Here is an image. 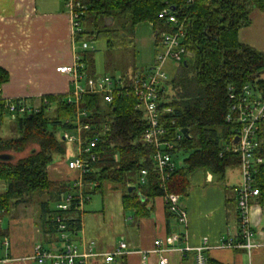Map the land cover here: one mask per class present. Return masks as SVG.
Listing matches in <instances>:
<instances>
[{
  "label": "trees",
  "instance_id": "trees-1",
  "mask_svg": "<svg viewBox=\"0 0 264 264\" xmlns=\"http://www.w3.org/2000/svg\"><path fill=\"white\" fill-rule=\"evenodd\" d=\"M86 11L80 18L81 30L75 34L76 44L90 38L106 39L112 49L114 42L133 36L135 27L143 22L152 26L153 38L159 40L162 33L172 32L169 25L157 16L161 10H173L176 17H186V32L182 46L190 56L175 69V74L160 92L163 108L170 113L161 118L170 141H175L173 155H184L166 181V190L184 197L189 189L191 173L206 171L219 181L228 169L238 167L236 155L225 151L234 136V125L227 122L231 101L228 89L238 93L249 86L264 96V52H259L241 42L237 33L251 23L254 10L264 11V0H82ZM110 21L109 25H106ZM133 43L131 40L128 44ZM90 51L79 52L86 75L93 76V58ZM136 68L124 77L135 76ZM8 82V73L0 67V86ZM37 101V102H36ZM31 101L38 111L14 121L15 132L6 138L0 137V155L25 156L11 162L0 161V183L5 189L0 193V214L12 207L26 204L38 196V218L41 224L55 231L51 223L54 209L50 203L61 200L67 191L66 182L51 181L48 166L55 155L64 153L63 142L57 138L56 129L67 128L64 121L71 120L74 107L66 102V96L45 95ZM42 101V102H41ZM133 96H114L110 105L102 103L98 95H84L78 104L90 113L85 123L103 131L98 142L100 161L92 171L85 174L86 195L102 194L106 188L121 190L125 211L135 216L148 214L146 204L150 199L162 197L159 177L154 171L152 155L154 148L142 142L146 122L141 112L134 109ZM0 116V128L3 125ZM106 128V129H105ZM186 133L180 141L173 139L177 132ZM260 146L257 156L263 163L256 167L255 187L258 189L256 203L264 209V121L259 125ZM142 170L147 171L145 183L139 184ZM133 187L132 192L128 189ZM68 222L74 229V239L79 230V220ZM55 233V232H54Z\"/></svg>",
  "mask_w": 264,
  "mask_h": 264
},
{
  "label": "crops",
  "instance_id": "crops-1",
  "mask_svg": "<svg viewBox=\"0 0 264 264\" xmlns=\"http://www.w3.org/2000/svg\"><path fill=\"white\" fill-rule=\"evenodd\" d=\"M148 26L150 34L143 32L136 40L142 53L141 63L153 61L155 55L152 26L149 23ZM237 37L239 42L264 52V11H253L250 25L241 28ZM74 48L71 16L63 0H0V67L8 73V82L2 85L4 96L23 97L34 102L45 95L66 96L70 90L69 81L57 72V68L72 63ZM78 48L80 45L76 44L75 49ZM57 164L48 166L51 181L62 180L68 175L65 161L61 171L55 168ZM226 173L220 181L206 171L191 173L187 194L180 198L186 211V225L167 212L162 197L150 199L146 204L148 214L140 217L133 211H125L121 190L108 187L101 194L99 207L90 204L87 211L83 208L80 228L73 240L92 242L99 253H109L117 243H125L129 253L116 257L111 264H158L160 255L151 253L155 241H160L161 247L167 249L162 254L167 264H194L193 252L181 255L179 249L185 245L197 247L203 238L210 247L205 251L207 264H264V209L256 200L249 210L254 251L249 255L244 249L219 248L222 237L237 233L235 196L241 181L233 183ZM40 221L31 220L40 238L36 244L12 241L8 230L0 228V252L3 253L0 260L6 255L16 259L30 255L35 245L45 250L59 249L61 243L54 232ZM23 230L30 238L29 227ZM174 235L179 237L176 242L171 240ZM3 240L9 242L8 250L2 247Z\"/></svg>",
  "mask_w": 264,
  "mask_h": 264
},
{
  "label": "built area",
  "instance_id": "built-area-1",
  "mask_svg": "<svg viewBox=\"0 0 264 264\" xmlns=\"http://www.w3.org/2000/svg\"><path fill=\"white\" fill-rule=\"evenodd\" d=\"M63 2L70 12L73 44L76 48L74 38L75 34L81 30L79 22L86 11V6L82 0H63ZM185 2L187 5H191L193 0H185ZM157 17L163 20L165 25L171 26L172 32L162 33L159 40L153 38L155 55L152 64L146 70L136 69L140 73L136 72L135 76L131 75L125 78L104 75L87 76L79 54V52L88 51L87 42L79 44V51L74 48V58L71 64L57 68L59 74L68 78L70 90L66 95V102L74 107L72 119L63 122V126L66 125L67 128L62 130L61 135V140L73 147L72 159L65 161L64 164L68 173L65 181L68 184V189L62 194L61 200L55 203L54 213L51 215V223L55 226L54 235L61 243V247L56 250H45L41 245H35L30 255L17 259L6 255L0 260V263L111 264L116 257L129 253L127 245L123 242L117 243L115 249L109 253H99L95 250L92 242L81 243L73 240L74 229L72 231L67 226L68 222L75 219V215H77L80 225L84 204L89 201L88 195L85 194L87 192L85 188L95 187L93 183L84 185L83 178L101 159L98 142L103 131H99L94 124L85 123L90 117V113L82 110L78 105L84 95H98L102 98V103L106 105L113 102L115 95L133 96L134 109L142 113L146 122L141 140L154 148L151 158L154 171L159 177L158 186L163 192L162 198L167 212L176 216L180 222L186 225L187 216L180 201L181 197L168 193L165 186L167 179L177 168L173 161L176 142L169 140L167 131L161 122L162 116L170 113L171 110L161 106L160 92L164 90L165 83L169 80L164 71L166 63L172 62L177 69L190 56L189 52L181 45L186 32L187 20L186 17H176L174 11L168 8L161 10ZM228 99L231 101V105L226 120L234 125L232 141L235 140L237 143L233 146L231 141L225 151L238 157L241 182L235 196L237 233L234 236L222 237L219 248L236 251L244 249L250 255L256 248L252 242L254 234L250 225L249 210L259 194L255 187V169L263 163V160L257 156V151L260 146L259 125L264 121V96L244 85L238 93H235L230 87ZM37 111L38 105L33 104L30 99L4 96L2 86H0V116L3 119L9 118L15 121L19 117ZM177 133L173 139L178 142L182 134L179 131ZM139 173V184H144L147 171L142 170ZM171 240L176 242L179 237L174 235ZM1 245L5 250H8L9 242L7 240H3ZM153 246L151 253L160 255L158 264H167V260L162 256L167 249L161 247L160 241H155ZM208 249H210L208 241L203 238L199 246L191 248L185 245L179 251L181 255L193 252L194 264H207L205 251Z\"/></svg>",
  "mask_w": 264,
  "mask_h": 264
},
{
  "label": "rangeland",
  "instance_id": "rangeland-1",
  "mask_svg": "<svg viewBox=\"0 0 264 264\" xmlns=\"http://www.w3.org/2000/svg\"><path fill=\"white\" fill-rule=\"evenodd\" d=\"M256 11V10H254ZM254 24L252 23L251 27ZM255 26H258V24L255 23ZM150 28L148 26L147 22H143L138 24L133 32V36L130 34L125 37V39H120V41L114 42L113 40L111 43H113V48L110 49L107 47L106 39L99 38H90L86 39L88 50L90 51V55L93 58V69H94V77L95 76H110V77H124L123 74H126L132 70V68L136 69H142L146 70L150 68L152 61L148 63H141V51L139 50V46H137V41L142 36L143 32H146L147 35L149 33ZM131 40H133V43L128 46V44ZM155 54V51H154ZM188 59V58H187ZM175 65L172 62H167L164 66V71L166 72L168 79L174 76L175 72ZM12 130L15 132V124L14 121L10 120L9 118H5L3 121V125L0 128V137L6 138L7 136H12ZM56 136L58 139L61 140L62 135V129L58 127L55 131ZM63 142L64 147V153L61 155H55L53 157V161H51V164L59 163L55 165V168H59L61 171V167L64 168L62 162L68 161L72 159V151L73 147L72 145ZM25 156L24 154H16L15 159L21 158ZM184 155H174L173 161L175 162L176 166L179 167L182 164V160ZM239 169L233 168L231 170H228L226 175L227 178L231 179V181L234 183L237 180L241 181L240 175H239ZM61 179V178H60ZM67 179V176H64V179L59 180L58 182H65ZM5 189V185L3 183H0V193L3 192ZM89 201L85 202L84 204V210L87 211L88 206L91 204L92 207L100 206L101 204V194H92L89 195ZM45 197H34L30 199L26 204L19 205L17 207H12L9 212L5 214H0V228L4 230H8L9 232V239L16 240V242H23L26 241V244L28 242L32 241V244H36L40 241L39 236L35 233V227L33 223H31V220L34 222H37L39 218V202L41 200H44ZM56 204L50 203L49 208L55 209ZM39 224L37 223L36 226ZM29 227V229L32 232V235L30 238L32 240H29V236H27V233L24 234V228ZM4 251V250H3ZM2 251V252H3ZM6 252V251H4ZM3 254L0 252V255Z\"/></svg>",
  "mask_w": 264,
  "mask_h": 264
},
{
  "label": "water",
  "instance_id": "water-1",
  "mask_svg": "<svg viewBox=\"0 0 264 264\" xmlns=\"http://www.w3.org/2000/svg\"><path fill=\"white\" fill-rule=\"evenodd\" d=\"M110 24V21H107V23H106V25H109ZM181 133L183 134V135H185V131L184 130H182L181 131ZM237 143V141H232V144H233V146L235 145ZM13 159H14V157H13V155H10V154H1L0 155V161H2V162H11V161H13ZM132 190H133V187H130L129 189H128V192H132Z\"/></svg>",
  "mask_w": 264,
  "mask_h": 264
},
{
  "label": "bare ground",
  "instance_id": "bare-ground-1",
  "mask_svg": "<svg viewBox=\"0 0 264 264\" xmlns=\"http://www.w3.org/2000/svg\"><path fill=\"white\" fill-rule=\"evenodd\" d=\"M42 102V101H41Z\"/></svg>",
  "mask_w": 264,
  "mask_h": 264
}]
</instances>
